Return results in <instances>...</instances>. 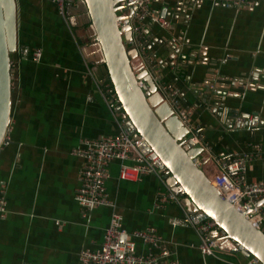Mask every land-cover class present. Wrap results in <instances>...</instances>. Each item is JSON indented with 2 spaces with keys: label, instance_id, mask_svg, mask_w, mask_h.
Instances as JSON below:
<instances>
[{
  "label": "crops",
  "instance_id": "1",
  "mask_svg": "<svg viewBox=\"0 0 264 264\" xmlns=\"http://www.w3.org/2000/svg\"><path fill=\"white\" fill-rule=\"evenodd\" d=\"M18 1L14 111L0 147V195L5 189L8 201L0 264H79L82 251L100 248L113 211L101 207L84 215L75 200L83 160L74 151L85 139L118 134L125 116L99 91L108 80L81 3L67 4L65 20L50 1ZM155 7L164 25L149 29L151 55L163 80L180 91L197 131L215 153L241 155L258 145L264 155V3L237 10L213 0H169ZM26 47L41 50V61L22 60ZM202 159L207 176L218 171ZM110 174L109 199L124 228L156 229L181 264H246L251 258L227 251L203 255L182 202L156 207L165 190L157 175L125 181L118 162ZM247 179L264 182V157L249 163ZM139 251L146 248L139 244Z\"/></svg>",
  "mask_w": 264,
  "mask_h": 264
},
{
  "label": "built area",
  "instance_id": "2",
  "mask_svg": "<svg viewBox=\"0 0 264 264\" xmlns=\"http://www.w3.org/2000/svg\"><path fill=\"white\" fill-rule=\"evenodd\" d=\"M56 5L59 15L66 20L67 0H47ZM118 15L130 16L128 25L131 27L132 43L141 58L143 67L163 94L165 100L177 115L188 135L181 140L182 147L187 151L190 144L199 145L203 152L194 159L195 164L202 169L203 157L218 166V171L208 176L214 186L228 199L234 207L246 214V218L258 229L264 232V182H251L247 179V169L251 161L263 158L264 155L258 145L254 151L241 155L227 152L215 153L205 137L197 131V126L190 119L181 99L179 90L168 85L162 77L159 64L150 52L151 41L148 32L154 24L164 25L160 10L155 3L167 4L169 0H117ZM185 3L188 0H174ZM195 1V0H194ZM227 7L237 10L252 9L264 0H213ZM131 10L132 13H131ZM120 28L126 27L124 21L118 22ZM32 59L40 62L42 52L28 47L21 49V59ZM141 88L147 87L144 81H139ZM214 89V87H211ZM99 91L112 109H118L120 101L112 84L104 82ZM127 119L122 121L118 134L101 139H85L82 147L74 154L83 160L80 171V187L75 194V200L84 215L101 207L112 208L109 227L104 232V239L97 251L85 250L80 254L79 264H181L172 258L162 237L154 228L129 231L124 228L122 215L117 212L116 205L109 199L107 182L111 177L110 167L114 162L120 164V179L125 181H139L144 175H157L165 185V190L157 195L156 207L163 208L171 203H180L181 198L175 195L166 185L169 171L158 163L152 152H143V137H133L126 131ZM253 126V121L247 123ZM204 171V170H203ZM8 214V201L5 189L0 195V221ZM186 223L193 225L199 234V251L205 256H213L216 249L225 238H212L213 231H220L212 219H202L186 214ZM181 222L174 221V225ZM139 244L146 248L139 251ZM246 264H262L257 258L251 257Z\"/></svg>",
  "mask_w": 264,
  "mask_h": 264
},
{
  "label": "water",
  "instance_id": "3",
  "mask_svg": "<svg viewBox=\"0 0 264 264\" xmlns=\"http://www.w3.org/2000/svg\"><path fill=\"white\" fill-rule=\"evenodd\" d=\"M78 1L95 40L97 65L104 69L118 95L119 111L127 119L126 131L133 137H143V152H152L159 165L169 171L166 185L181 198L187 214L216 222L225 238L217 251L239 252L264 264V232L238 211L195 164L202 147L192 143L187 151L182 147L181 140L188 131L142 70L141 58L131 46L130 16L118 15L117 0ZM119 21L127 26L120 28ZM19 46V1L0 0V147L6 142L13 117L16 71L12 58L19 54ZM139 81L147 87L141 88Z\"/></svg>",
  "mask_w": 264,
  "mask_h": 264
},
{
  "label": "rangeland",
  "instance_id": "4",
  "mask_svg": "<svg viewBox=\"0 0 264 264\" xmlns=\"http://www.w3.org/2000/svg\"><path fill=\"white\" fill-rule=\"evenodd\" d=\"M32 1V0H31ZM74 0H68L67 4L73 3ZM26 11V10H25ZM27 12V11H26Z\"/></svg>",
  "mask_w": 264,
  "mask_h": 264
},
{
  "label": "trees",
  "instance_id": "5",
  "mask_svg": "<svg viewBox=\"0 0 264 264\" xmlns=\"http://www.w3.org/2000/svg\"><path fill=\"white\" fill-rule=\"evenodd\" d=\"M80 10V9H79ZM108 80V79H107ZM106 82H110L109 80L108 81H106ZM111 83V82H110Z\"/></svg>",
  "mask_w": 264,
  "mask_h": 264
}]
</instances>
